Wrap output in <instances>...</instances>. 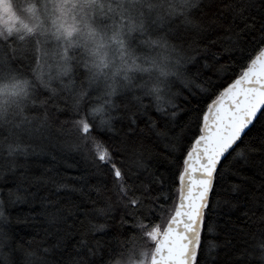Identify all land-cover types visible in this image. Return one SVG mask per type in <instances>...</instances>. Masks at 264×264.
<instances>
[{
	"label": "snow or ice",
	"instance_id": "snow-or-ice-1",
	"mask_svg": "<svg viewBox=\"0 0 264 264\" xmlns=\"http://www.w3.org/2000/svg\"><path fill=\"white\" fill-rule=\"evenodd\" d=\"M116 7L109 71L0 35V264H264V0Z\"/></svg>",
	"mask_w": 264,
	"mask_h": 264
},
{
	"label": "rangeland",
	"instance_id": "rangeland-1",
	"mask_svg": "<svg viewBox=\"0 0 264 264\" xmlns=\"http://www.w3.org/2000/svg\"><path fill=\"white\" fill-rule=\"evenodd\" d=\"M121 2L122 0H0V35L26 37L24 46L29 47L34 36L41 34V39L53 40L57 49L79 48L91 63L99 65L103 58L107 63L112 58L108 56L107 49L118 47L119 37L115 36L113 27L106 25L110 18L121 14V9L116 7ZM123 2L130 3L131 0ZM110 4L113 6L111 9ZM29 28L33 29V33L28 32ZM56 32L61 36L59 40L52 35ZM17 47L21 48L19 42Z\"/></svg>",
	"mask_w": 264,
	"mask_h": 264
},
{
	"label": "trees",
	"instance_id": "trees-1",
	"mask_svg": "<svg viewBox=\"0 0 264 264\" xmlns=\"http://www.w3.org/2000/svg\"><path fill=\"white\" fill-rule=\"evenodd\" d=\"M19 1H22V0H19ZM38 35H40L41 36V38H42V35L41 34H38ZM19 36H14L12 39H16V41H17V38H18ZM59 37H61L60 35H59ZM18 48V50L20 49L19 47H17ZM58 51H59V49H57ZM117 50H118V47H116V46H112V47H108V49H107V54H108V56H110V57H112V58H110L109 59V61L106 63V61L104 60V58H103V62H99V65H101V64H107L108 65V67L107 68H105L104 70L105 71H109V70H111V67H112V65H113V63H119V61H118V52H117ZM69 51L70 52H72V53H74L75 55H76V57L78 58V59H87V60H89V58L85 55V54H83V53H81L80 52V50H79V48L78 49H69ZM94 51V53H95V55H96V52H95V50H93ZM96 57H97V55H96ZM98 58V57H97ZM99 61V60H98ZM77 71L79 72V68H77ZM61 163H65V162H61ZM65 166L67 167V170L69 171V172H74L75 171V166L74 165H72L71 164V161H68L66 164H65ZM86 167V165L84 164V162L83 161H80V169L81 170H83L84 168ZM89 208H91L92 207V205H91V203L89 202L88 203V205H87ZM99 206V205H98ZM163 221H161V223H162ZM109 223H111V221H109ZM121 241H122V243L123 242H128V241H125L124 240V238L122 237L121 238ZM133 243H135L136 245H140V244H142L143 243V241L141 240V239H139V238H135L133 241H132Z\"/></svg>",
	"mask_w": 264,
	"mask_h": 264
}]
</instances>
